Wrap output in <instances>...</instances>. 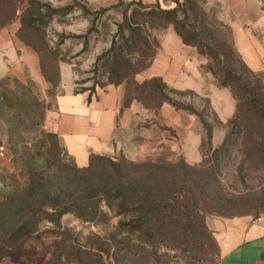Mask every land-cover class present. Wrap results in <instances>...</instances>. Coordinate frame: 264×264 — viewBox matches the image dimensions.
<instances>
[{
	"label": "trees",
	"instance_id": "obj_1",
	"mask_svg": "<svg viewBox=\"0 0 264 264\" xmlns=\"http://www.w3.org/2000/svg\"><path fill=\"white\" fill-rule=\"evenodd\" d=\"M24 1L27 7L20 8L19 3ZM173 1L175 6L169 9L140 6L134 10L132 17L124 13L123 20L115 24L116 31L110 36L111 39H104L110 46L95 57L91 68L81 72L78 68L80 62L75 58L88 52L89 36L100 33L99 29L103 26L100 20L108 12L107 9L93 11L74 0L75 5L65 8V11L79 7L83 16L90 21V26L83 34L57 31V42L51 46L50 39H47L44 30L42 32L38 22H54L60 9L45 0H0V30L19 20L16 36L38 54L42 73L51 87H60V64L69 63L78 75L74 92H88V103L98 89L105 92L108 86L124 85L126 96L153 113H158L164 104H168L176 110L195 115L203 132L201 148L207 146V151L201 152L202 159L198 163L188 162L182 153L173 160H139L123 151L117 156L91 151L88 164L80 166L54 125H44L34 119L27 124L26 120L15 119L9 129L12 144L24 142L27 133L37 127V130L41 128L40 137L46 151L45 154L40 153L43 164L31 160L35 154L30 156L27 171L29 186L26 190L0 195V246L9 238V234L27 239L39 232L38 224L42 221L60 224L61 219L69 214L85 223L103 227L112 218H117L118 221L112 225L113 238L108 237L106 246L101 239L102 242L95 247L62 252L51 263L65 264L66 260L91 264L84 262V259L100 256L102 262L112 264L109 262L112 259L110 251L114 249L128 257L134 241L141 245L139 248L143 251L161 244L177 247L184 244L187 248L196 249L204 245L205 237L213 241L219 250L206 218L210 215L234 217L246 214L232 212L237 201L222 186L220 177L223 162L232 160L237 148L244 159L264 163V86L259 84L260 80H256L258 86L251 84L250 76L259 74L245 62L235 46L232 26L218 19L214 8L211 7L208 12L198 0ZM259 1L264 9V0ZM169 25L174 26L184 44L207 59L200 66L201 72L212 74L218 80L219 87L228 88L236 100V112L227 123L229 131L217 147L213 145L214 124L209 118V112L215 116L216 112L208 97L203 99L207 112L204 115L192 104H186L173 95H197L193 90H178L169 86L162 77L138 78L142 71L152 65L161 49V41L150 30L163 29L164 32ZM28 36L32 40H28ZM67 43L81 45V50L74 55L67 53ZM237 63L240 64L238 71ZM100 67L105 69L100 72ZM83 74H92V86H83L87 81L85 79H91H81L79 76ZM104 77L106 83L101 81ZM11 78L6 76L0 79V89L4 87L0 92L8 90ZM25 81L15 76V82L21 88L18 93L22 94L14 98L15 105L23 108L25 100L39 105L40 100L34 97L32 89L33 80L26 78ZM48 94L52 96L56 92L48 88ZM2 108L0 104V110ZM238 169L242 175L243 169ZM48 212L55 213L56 218L45 216ZM56 233L64 235L61 230ZM152 255L150 258L154 259ZM217 256L220 259V251ZM154 261H157L156 258ZM115 263L120 264L119 261Z\"/></svg>",
	"mask_w": 264,
	"mask_h": 264
},
{
	"label": "rangeland",
	"instance_id": "obj_2",
	"mask_svg": "<svg viewBox=\"0 0 264 264\" xmlns=\"http://www.w3.org/2000/svg\"><path fill=\"white\" fill-rule=\"evenodd\" d=\"M77 1L87 5L93 11L100 9L108 10L106 15L100 20V23L103 24L102 28L99 29L100 33H92L91 36H89L90 43L88 52L79 56L77 55L78 57L75 58L76 61L80 62L78 68H80L81 72L91 68L95 56L101 54L110 46V43L104 41V39H111L110 36L116 31L115 24L123 20L124 13L129 17H132L134 10L140 8V6H154L163 9H169L175 6L173 0H156L154 3L144 0H113L110 4L98 9H93L84 0ZM198 1L208 12L211 7L214 8L216 17L232 26L234 15L222 0L213 5L208 4L207 0ZM46 2L61 10L54 19V22H38L39 26H41L42 32L44 30L47 39H50L51 46H55L54 44L57 42V31L63 30L76 34H83L88 30L90 21L83 16V12L79 7L74 6L72 10H69L68 12L65 11V8L73 6L74 0H54L53 2ZM230 3L236 7L238 13H241L242 10L247 13V15H245L248 16L247 18L249 19L250 24H254L258 29L264 28V17L259 16V8L255 0H232ZM25 6L27 7L25 1L19 3L20 8H25ZM27 16L28 15L26 14V17ZM6 32L8 33V31L3 30V37L1 38L6 37V35L4 36ZM150 32L161 41L163 29H152ZM27 39L32 40L30 36H28ZM3 44L4 43H1L0 47H2ZM67 44V47H69L67 53L72 52L74 55L78 50V46L75 45V43ZM64 49H66V47H64ZM17 54V52L13 54V52L10 51V61H6L3 58V55H0V79L8 72H14L17 70L18 66H15L14 69L10 67L11 63L17 61L19 56ZM196 57L201 58L202 60L204 59V61L207 62V59L204 57L198 55H196ZM236 66L238 71L240 64L237 63ZM30 67L33 72V67ZM103 69L105 68L100 67V72H102ZM64 70L67 71V75L65 74V71H63V83L69 87L71 84L70 67H67V69ZM27 72L26 78L32 79ZM255 72L259 74V76H250L251 84L258 86L256 80H260L259 84L264 86V68ZM206 75L209 76L207 82L202 81L198 76L193 74L190 77H182L177 82L178 88H191L199 93L194 91L197 95L188 93L173 94L174 97L186 104H192L204 115H207V112L205 110L206 102L203 99L205 97H210L212 101L211 106L213 105L212 108H214L216 112L220 113L223 117L231 116L234 113L236 103L231 91L228 88H220L215 85V82L218 84L219 82L212 74L208 73ZM91 76L92 74H83L79 76L81 79L91 78L85 79L87 81L83 86L93 85V79ZM20 80L26 82V79ZM101 81L102 83H106V78H101ZM9 84L10 85L7 86V92H0V104L4 107L0 110V146H4L6 151L4 157L0 156V195L3 196L10 195L14 192L21 193L27 189L29 186V175L27 174L29 169L28 160L30 159V156L35 154V158H31V160L43 164L40 153L45 154L46 151V148L42 145L43 139L40 137L41 128L37 130V127H34L33 130L27 133V139L24 142H21L18 145H13L9 138V129L13 126V121L21 118L26 120L28 124V122L34 119L44 123V125H52L54 120L57 119V114L53 109L54 107L49 102V97L51 95L48 94V88H51V91L56 92V94L60 92V87L55 89L54 87H51V84L49 83L48 87L45 89L42 85L33 80L32 89L34 91V97H37L40 100V104L34 105L31 100H25L24 107L20 108L15 105L16 101L14 100L16 96L22 95L18 93L21 91V88L19 87L20 85L15 82V77L11 78ZM1 89L4 90V87ZM100 91V89L97 90V92ZM170 110L175 114L177 113L173 109ZM218 113H216L215 116L209 112V118L214 124V132L217 135L222 136L224 132L226 133L229 131V125L220 123ZM150 120L151 117L149 121ZM225 127H227V129ZM242 133H244V131L241 132V134ZM214 146H216L215 142ZM188 151V160L194 163L196 160H201V152L205 153L207 151V146H203L202 148L200 146L199 148L196 143L194 144L193 141H190ZM103 154L117 156L118 152L115 150L111 153ZM78 159L81 161L80 155ZM87 164L88 162H86V165ZM238 168L243 169V176L239 174ZM50 170H52V168H50ZM222 171L223 174L220 177L221 184L229 191L230 196L234 197L237 201V203L234 204L236 207L232 212L252 214L254 216L264 215V163H258L254 159H244L243 153L237 148L233 152L232 160H225L223 162ZM242 179H245V181H242ZM45 216L52 219L56 218L55 213L53 212H48V215ZM215 216L217 215H210L209 217ZM117 221V218H112L111 222L106 225V227H103L97 224L85 223L72 214L64 216L61 219L60 224L42 221V223L38 224L39 232L33 234L27 239H24V237L17 234L12 236L9 234V238H7L0 246V264H51L55 257L62 252L68 253L69 251H75L80 247H95L96 244L102 241L106 246L109 241L108 237L111 236V240L113 238L114 233L112 231V225ZM59 230H61L64 235H57L56 232ZM203 240L205 243L201 248H187L184 244H181L180 247L179 245L177 247L172 244H161L149 248V251L141 250V248H139L141 245H137V241H134L132 243V251L129 253L128 257L123 252L118 253L112 249L110 251L112 259L109 262H112V264H114V261H119L120 264H217L219 261L217 256L219 253L217 245L210 239L207 240L205 237ZM118 241L119 239L117 242ZM151 254H154L152 256H154V259L156 258L157 261H154L153 257L150 258ZM64 262H67L65 264H78L66 260H64ZM84 262H90L91 264H105L101 261L100 256L87 257L84 259Z\"/></svg>",
	"mask_w": 264,
	"mask_h": 264
},
{
	"label": "crops",
	"instance_id": "obj_3",
	"mask_svg": "<svg viewBox=\"0 0 264 264\" xmlns=\"http://www.w3.org/2000/svg\"><path fill=\"white\" fill-rule=\"evenodd\" d=\"M46 1L53 2L54 0ZM84 1L93 9H98L112 3L113 0ZM144 1L156 2V0ZM219 1L221 0H207L210 5ZM222 1L234 15L232 28L234 29L236 48L252 70L263 69L264 28L258 29L254 24H250L248 16H246L247 13L243 10L241 12L243 15L238 13L236 7L230 3L232 0ZM255 1L258 4L259 16L264 17L261 2ZM19 27V20H16L8 27L0 30V44H5L0 47V55H3L6 61L11 60L10 51L13 54L17 52L19 55L17 61L10 65L12 69L18 66L17 70L8 72L4 77L16 76L19 79H26V72L28 71L27 74L46 89L48 82L41 70L40 57L32 48L27 47L17 38L16 32ZM3 30L8 31V33L4 34L6 37L1 38L3 37ZM81 47V45L78 46L77 52L81 50ZM196 55L198 54L192 47L182 42L174 26L169 25L163 32L161 49L152 65L142 71L138 78L144 80L162 77L171 87L178 90H193L199 93L191 88H178L177 84L182 77H190L192 74L204 82L208 81L209 76L202 73L200 69L201 64L206 62ZM29 64L33 67V72ZM67 67H70L69 71H71L69 87L63 83V71L67 75V71L64 70ZM60 75V92L49 97V102L57 114V119L52 125L63 137L68 151L76 158L78 165H86L91 151L103 154L115 150L118 153L123 151L130 157L139 160L146 158L173 160L182 153L190 162L188 160L189 142L193 141L200 148L203 132L195 115L176 110L168 104H164L158 113H153L135 99L126 96L124 85L119 87L108 86L105 92H97L92 97V101L88 103V92L79 94L74 92L77 74L73 65L62 62ZM215 85L219 87L217 82ZM170 109L177 113L175 114ZM212 109L216 112L214 108ZM235 112L236 103L234 113L231 116L223 117L220 113H216H218L220 123L226 125ZM150 117L151 120L149 121ZM225 128L227 129V127ZM226 133L224 132L222 136H219L213 130V145L214 142L216 143L214 147L222 143ZM79 155L81 161L78 159ZM200 161L196 160L194 163ZM206 224L219 246L220 259L217 264H264V215L215 216L207 218Z\"/></svg>",
	"mask_w": 264,
	"mask_h": 264
},
{
	"label": "built area",
	"instance_id": "obj_4",
	"mask_svg": "<svg viewBox=\"0 0 264 264\" xmlns=\"http://www.w3.org/2000/svg\"><path fill=\"white\" fill-rule=\"evenodd\" d=\"M5 148L4 146H0V156L4 157L5 156Z\"/></svg>",
	"mask_w": 264,
	"mask_h": 264
}]
</instances>
